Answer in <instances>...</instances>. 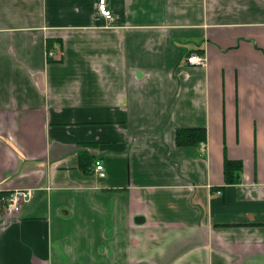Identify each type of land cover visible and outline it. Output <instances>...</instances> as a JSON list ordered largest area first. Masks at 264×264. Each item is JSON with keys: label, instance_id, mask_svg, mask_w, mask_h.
<instances>
[{"label": "crops", "instance_id": "0c3cea01", "mask_svg": "<svg viewBox=\"0 0 264 264\" xmlns=\"http://www.w3.org/2000/svg\"><path fill=\"white\" fill-rule=\"evenodd\" d=\"M98 1L0 0V264H264V0Z\"/></svg>", "mask_w": 264, "mask_h": 264}, {"label": "built area", "instance_id": "2783aa9c", "mask_svg": "<svg viewBox=\"0 0 264 264\" xmlns=\"http://www.w3.org/2000/svg\"><path fill=\"white\" fill-rule=\"evenodd\" d=\"M107 0H99L97 3V13L98 17L101 19L108 21L112 18V13L110 10L107 9L106 6ZM51 55V54H50ZM186 62L191 66H197V67H204L206 65V59L202 55L198 54H191ZM94 173L97 176H104V168L100 164V162H96L94 166ZM217 194H220L217 192ZM32 193L28 189L23 190H15L11 192L6 199V210L11 214H17L19 213L22 205L28 203L31 199Z\"/></svg>", "mask_w": 264, "mask_h": 264}, {"label": "trees", "instance_id": "16d2710c", "mask_svg": "<svg viewBox=\"0 0 264 264\" xmlns=\"http://www.w3.org/2000/svg\"><path fill=\"white\" fill-rule=\"evenodd\" d=\"M206 132L200 128L177 129L175 132V143L178 147H193L205 143ZM242 164L238 161H224L223 178L226 185L240 183Z\"/></svg>", "mask_w": 264, "mask_h": 264}]
</instances>
